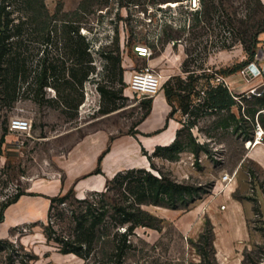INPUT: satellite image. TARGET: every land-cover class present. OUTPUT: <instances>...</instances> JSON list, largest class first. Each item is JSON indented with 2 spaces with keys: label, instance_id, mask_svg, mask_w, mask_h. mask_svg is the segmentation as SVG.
I'll return each mask as SVG.
<instances>
[{
  "label": "rangeland",
  "instance_id": "obj_1",
  "mask_svg": "<svg viewBox=\"0 0 264 264\" xmlns=\"http://www.w3.org/2000/svg\"><path fill=\"white\" fill-rule=\"evenodd\" d=\"M96 2L45 0L50 13L58 7L71 12L83 5L78 16L79 32L91 41L89 51L95 70L83 83V97L77 108L65 106L59 97L62 90L52 87L17 90L18 98L11 106L0 103V135L4 134L0 151V241H5L0 242V264H19L21 259L32 264H97L93 259L60 252L46 232L54 238L67 237L73 226L70 210L84 207L76 199L92 192L89 184L94 178L89 175L86 193L81 197L75 186L61 188L66 179L60 165L75 143L98 131L110 134L99 150L92 175L113 137H147L137 127L144 119L146 97L132 92L127 78L120 84L117 76H106L113 70L110 73L104 69L108 61L103 54L115 40L122 67L138 70L150 66L162 73L161 91L170 92L169 117L178 123L174 139L186 142L191 132L209 151L195 156L185 150L176 161L152 158L153 167L149 165L148 170L154 174L165 171L177 181L201 185L207 192L187 209L145 207L162 222L158 229H135L133 249L125 264H203L195 245L209 227L214 264H264V131L261 128L260 146L252 148L248 142L256 136V122L253 126L243 123L237 132L231 126L221 127L229 114L240 117L247 108L258 107L251 90L260 86L264 77L249 68L260 67L264 61L261 0H199L194 9L190 0H164L156 5L151 0ZM136 45L147 47L150 54L138 57ZM98 83L108 84V99L101 98ZM220 83L236 102L229 110L209 106L208 94ZM259 94H264L263 87ZM113 103L114 110L101 112L102 107ZM13 118L27 119L30 131H12L9 122ZM160 131L151 134L155 140H159ZM248 134L250 138L245 137ZM155 146L144 149L151 153ZM108 174L106 178L113 176ZM225 174L233 178L229 184L221 180ZM34 179L44 184L55 179L61 189L55 196L69 188L73 194L50 209L51 197L47 206L38 200L31 206L43 209L39 220L5 226V214L9 209L13 212L21 194H30L25 189ZM48 223L54 232L48 229Z\"/></svg>",
  "mask_w": 264,
  "mask_h": 264
},
{
  "label": "trees",
  "instance_id": "obj_2",
  "mask_svg": "<svg viewBox=\"0 0 264 264\" xmlns=\"http://www.w3.org/2000/svg\"><path fill=\"white\" fill-rule=\"evenodd\" d=\"M151 1L152 5H156L164 0ZM106 2L108 0H97L96 3ZM82 7L83 5L71 12H63L58 7L54 13H50L45 0H0L2 105L11 106L18 98L17 90H44L46 87H52L62 90L59 97L65 106L77 108L83 97V83L95 70L89 51L91 41L79 32L81 24L78 16L83 11ZM117 51L115 40L113 46L103 54L108 61L104 69L109 72L113 70V74L106 76H117L115 79L121 84L124 69ZM108 87L107 83H98L97 90L102 99H108ZM164 94L169 98V90H164ZM251 97L258 107L247 108L244 116L240 117L229 114L222 122V128L231 126L232 130L237 132L243 123L249 122L253 126L258 122L264 131V94L251 93ZM207 100L210 107L220 111L229 110L236 104L232 94L221 83L209 92ZM145 103L144 117L150 112L152 98H146ZM115 108L116 104L113 103L111 106L102 107L101 112L106 113ZM245 137L250 138L251 135ZM3 142L4 134L0 135V151ZM185 150L195 156L200 151L209 154L206 145L197 142L191 132L186 136V142H181L176 137L169 144L156 145L151 153L142 148V154L153 167V157L176 161ZM157 171L158 175H155L146 168L130 167L116 172L106 179L102 190L92 191L85 198L76 199L84 207L80 210H70L73 226L67 237L54 238L46 232L47 238L55 241L62 253H72L84 260L93 259L97 264H125L126 256L133 249L132 237L135 235V229H158V224L162 222V218L145 207L187 209L207 192L201 185L180 182L165 171ZM98 173H101L99 167L92 174ZM72 194L73 189L69 188L63 195L51 197L48 209L55 202L63 203V199ZM48 226V229L54 232L49 223ZM195 247L201 257V263L214 264L210 227L208 231L200 234ZM18 263L32 264L24 259Z\"/></svg>",
  "mask_w": 264,
  "mask_h": 264
},
{
  "label": "crops",
  "instance_id": "obj_3",
  "mask_svg": "<svg viewBox=\"0 0 264 264\" xmlns=\"http://www.w3.org/2000/svg\"><path fill=\"white\" fill-rule=\"evenodd\" d=\"M261 3L264 7V0H261ZM127 76L128 72L123 71V79H126ZM170 112L171 106L164 93L160 91L152 97L150 112L137 126L147 137L139 140L127 136L113 137L110 148L105 150V153L102 155V161L99 166L101 173L98 174L90 175V172L96 165V157L98 156L99 150L104 147L110 134L105 131H98L88 136L85 135L68 150L60 165L66 179L64 185H61V188L67 189L70 186H75L77 195L81 197L86 193V175L94 178H92L93 181L89 184V190L100 191L105 186L106 179H108L105 175L109 172L110 174L108 175L112 176L117 171L130 167L148 169L150 162L141 153V148L149 149L165 141L171 142L174 139L178 123L169 117ZM158 130H161L157 135L159 140H155V137L151 134ZM81 176H85V178L80 180L79 177ZM98 176L101 179L97 180L96 178ZM25 190L30 194H21L16 199L13 212L9 209L5 214L3 222L5 226L39 220L40 216L43 215V209L32 207V203L36 204L38 200H43L47 206L49 197L55 196L61 189L55 179L46 184L40 179H34Z\"/></svg>",
  "mask_w": 264,
  "mask_h": 264
},
{
  "label": "built area",
  "instance_id": "obj_4",
  "mask_svg": "<svg viewBox=\"0 0 264 264\" xmlns=\"http://www.w3.org/2000/svg\"><path fill=\"white\" fill-rule=\"evenodd\" d=\"M190 4L193 7L192 9H194L199 4V0H190ZM135 51L138 57H145L150 54V50L142 45H136ZM123 69L125 72H128L127 85L132 92L138 93L146 98H152L161 91L163 82L160 79V73L156 72L150 66L136 70L133 69L132 66L127 65L123 66ZM249 71L261 74L263 75L262 77H264V61L260 64V67L254 66L253 68H249ZM260 86L264 89V79ZM9 127L12 131L28 133L31 129V123L27 119L13 118L9 122ZM259 130V123L256 122V134H259ZM232 179V176L228 174L223 175L221 178L225 184H229Z\"/></svg>",
  "mask_w": 264,
  "mask_h": 264
},
{
  "label": "bare ground",
  "instance_id": "obj_5",
  "mask_svg": "<svg viewBox=\"0 0 264 264\" xmlns=\"http://www.w3.org/2000/svg\"><path fill=\"white\" fill-rule=\"evenodd\" d=\"M174 4V3H173ZM150 64H152V63H150ZM153 65V64H152ZM162 74V73H161ZM161 74H160V79L162 80V77L163 76H161ZM259 76V75H258ZM260 77V76H259ZM260 127V126H259ZM261 131H262V129H261V127H260V130H259V134H256V136H255V138H254V140L253 141H249L248 143H249V145L252 147V148H256L257 146H260V144L262 143L261 142V140H260V138H261ZM263 146V145H262ZM26 222V221H25Z\"/></svg>",
  "mask_w": 264,
  "mask_h": 264
},
{
  "label": "water",
  "instance_id": "obj_6",
  "mask_svg": "<svg viewBox=\"0 0 264 264\" xmlns=\"http://www.w3.org/2000/svg\"><path fill=\"white\" fill-rule=\"evenodd\" d=\"M251 92H252V93H256V94L262 92V86H257L256 88L252 89ZM149 171H150V170H149ZM152 173H153V172H152ZM155 175H156V174H155Z\"/></svg>",
  "mask_w": 264,
  "mask_h": 264
}]
</instances>
